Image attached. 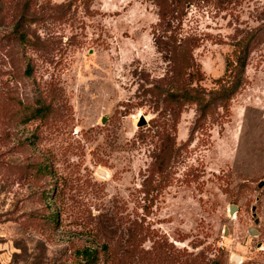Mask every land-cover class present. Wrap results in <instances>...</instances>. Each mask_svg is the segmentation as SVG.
Segmentation results:
<instances>
[{
  "label": "rangeland",
  "instance_id": "1",
  "mask_svg": "<svg viewBox=\"0 0 264 264\" xmlns=\"http://www.w3.org/2000/svg\"><path fill=\"white\" fill-rule=\"evenodd\" d=\"M17 2L0 0V264H80L86 247L100 264H264V0L189 7L200 89L254 43L229 112L188 103L160 173L156 4L22 0L20 44Z\"/></svg>",
  "mask_w": 264,
  "mask_h": 264
},
{
  "label": "trees",
  "instance_id": "2",
  "mask_svg": "<svg viewBox=\"0 0 264 264\" xmlns=\"http://www.w3.org/2000/svg\"><path fill=\"white\" fill-rule=\"evenodd\" d=\"M16 3L19 16L13 24V39L20 44L28 43L27 34L21 30L29 12V6ZM158 7L159 20L155 27L154 38L159 52L167 58L170 71L164 86L156 85L155 94L159 97L162 108L157 123L162 128L161 137L167 143H161L154 164V170L162 172L165 165V154L172 150L175 143L177 126L182 110L188 103L197 105L200 118H207L219 110L229 112L230 102L243 84L246 67L254 43V34L246 33L234 43V58L228 62L226 75L216 80L217 86L211 89H200L191 80V68L195 65L194 51L199 40L194 35L182 36L184 19L189 7L206 0H152ZM11 38V37H10ZM167 112L170 119H165ZM80 264H100L98 251L86 247L78 252Z\"/></svg>",
  "mask_w": 264,
  "mask_h": 264
},
{
  "label": "water",
  "instance_id": "3",
  "mask_svg": "<svg viewBox=\"0 0 264 264\" xmlns=\"http://www.w3.org/2000/svg\"><path fill=\"white\" fill-rule=\"evenodd\" d=\"M148 123V121L146 120V117L144 115H140L138 121H137V127H143L146 126ZM100 174H102L103 176H105V173L103 171H99ZM237 207L235 205H231L230 206V215H234L235 211H236ZM258 222V220H257ZM227 229H225V234H227ZM250 234L251 235H256L257 233L253 232V230H250ZM233 259L238 262L239 261V256L238 255H234Z\"/></svg>",
  "mask_w": 264,
  "mask_h": 264
}]
</instances>
